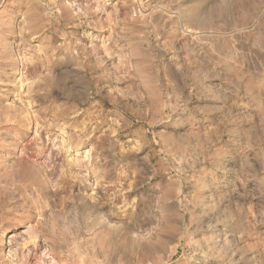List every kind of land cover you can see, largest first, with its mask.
I'll return each instance as SVG.
<instances>
[{
    "label": "rangeland",
    "instance_id": "1",
    "mask_svg": "<svg viewBox=\"0 0 264 264\" xmlns=\"http://www.w3.org/2000/svg\"><path fill=\"white\" fill-rule=\"evenodd\" d=\"M0 264H264V0H0Z\"/></svg>",
    "mask_w": 264,
    "mask_h": 264
},
{
    "label": "bare ground",
    "instance_id": "2",
    "mask_svg": "<svg viewBox=\"0 0 264 264\" xmlns=\"http://www.w3.org/2000/svg\"><path fill=\"white\" fill-rule=\"evenodd\" d=\"M14 149H15V146H12L11 149H10L12 151L11 153H13Z\"/></svg>",
    "mask_w": 264,
    "mask_h": 264
}]
</instances>
